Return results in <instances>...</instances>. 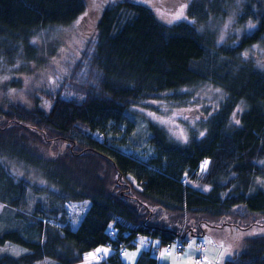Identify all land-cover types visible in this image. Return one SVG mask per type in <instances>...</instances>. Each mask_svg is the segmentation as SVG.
Here are the masks:
<instances>
[{
	"label": "trees",
	"instance_id": "trees-1",
	"mask_svg": "<svg viewBox=\"0 0 264 264\" xmlns=\"http://www.w3.org/2000/svg\"><path fill=\"white\" fill-rule=\"evenodd\" d=\"M174 1L0 0V62L19 57L15 73L29 80L1 85L25 101L0 97V203L8 212L0 248L22 250L1 254L0 264H79L100 246L113 253L91 264H124L119 244L132 249L139 239L150 242L134 264H160L161 246L178 241L180 252L191 236L205 248L206 228L244 229L264 218V0H184L191 22L172 25L148 5ZM227 9L243 33L220 41L199 29ZM85 17L88 34L55 67L27 43L74 30ZM201 84L224 98L201 111L204 126L187 127L186 141L139 110L155 111L161 98L183 102L181 91ZM10 162L40 170L53 188L17 178ZM65 200L90 203L75 229L65 225ZM223 264H264V234L242 239Z\"/></svg>",
	"mask_w": 264,
	"mask_h": 264
},
{
	"label": "rangeland",
	"instance_id": "rangeland-1",
	"mask_svg": "<svg viewBox=\"0 0 264 264\" xmlns=\"http://www.w3.org/2000/svg\"><path fill=\"white\" fill-rule=\"evenodd\" d=\"M234 1L238 2L240 0ZM173 3H171L170 5L164 4V8H161L153 3H149L148 5L152 8V12L155 15L156 19L164 25H172L179 21L191 22V19L187 17V7L185 1L175 0ZM227 11L229 13V9H227ZM229 14L230 15H227L223 18L218 15H216L214 18L211 17L215 21L210 18L211 20L209 19L206 23L201 24V28L199 29L207 28L217 31L220 34L218 36L220 41L227 38L229 34L233 33L234 35H239L243 33L245 31V27H239L237 29L233 28L231 19L232 14L231 12ZM88 20L89 18L85 17V19H83L84 23L83 21L77 22L76 28L74 30H56V32L53 33V35L50 36L49 39H46V42L41 36H39V38L32 37V39L27 41V43L33 49H44V51H42L39 55V60L43 61L49 66L55 67L54 64L56 65L57 63L62 61L67 51L74 53V49L79 48V42L89 32L86 26ZM1 42L2 41L0 40V45H2ZM4 43L7 44L6 42ZM50 48L51 52L53 50V54L46 53L47 51H49ZM15 51L17 52V56H19V52H21L22 49L18 48L15 49ZM11 60V63H9L8 61L0 62V97H4L5 100L10 101H15L16 98L20 103H23L25 101V98L23 97L22 92H19V89L14 90L10 89V87L5 89L1 88V85L3 83L8 84V82L12 79H18V81H21V84L25 85H28L29 83V80L25 79L21 70L19 71V73H15V68L20 66V58L12 57ZM29 66V68L34 71V74L39 75V71H35L33 65ZM181 93L187 95V99L183 100V102L178 101L174 103L169 102L164 98H161L160 100L153 103V106L156 108L155 111L144 108H139V110L143 112V114L150 120L155 121L159 125H161L171 137L175 138L178 141H186L187 127H191L195 129L197 133H199L203 128L204 120L206 119V116L200 114L201 111H204V109L208 106L215 108V106H217L221 101H223L224 94L220 89L210 87L205 84L182 90ZM27 105H31V103H27ZM145 149V146H142L140 147L139 151H144ZM47 150L53 151L52 149ZM47 150H45L44 153L47 154ZM60 151L63 152L61 149ZM135 153L138 155L140 154L137 150H135ZM7 166L8 168H10V170H12L11 173L16 174L15 176L17 178L23 176L26 173V177L30 179V182L32 184L53 188V186L49 185L48 180L44 178L40 170H31L25 168L23 167V165L17 162H10ZM114 177H116V175L113 174V181ZM63 205L65 208V225L70 227L71 229H75L84 217L85 213L87 212L90 203L87 200H65L63 202ZM4 213L8 212L6 211L5 206L0 203V215H3ZM253 220L254 224L251 227L244 229L233 227L231 226V223H229L228 225L224 224L223 227L216 228L211 226L206 228L205 233L202 237L203 241L205 242V248L201 252L202 255L205 257L203 258L202 264H223V261L226 258L230 257L231 255L237 253L240 250L242 239L254 235L264 234V218L253 217ZM48 223L54 227L63 226V224H59L56 220H50ZM245 224L246 223L242 225L246 226ZM196 245L197 239L189 236L187 245H185L183 250H181L180 252L178 251V249H176L174 245L161 246L155 252V256L157 258L158 263L160 264H199L197 262L198 256L197 249L195 248ZM146 248L148 247L143 242V240L139 239L134 248L126 249V251L120 255L122 261L126 264L127 261L128 264H133L138 253H140L143 249ZM110 251L111 249L109 247H97L96 249L86 253L79 264L96 263L97 261L106 258ZM21 252L22 250L20 248L11 245H6L0 248V255L10 254L12 256H17ZM39 264H48V262H43Z\"/></svg>",
	"mask_w": 264,
	"mask_h": 264
},
{
	"label": "built area",
	"instance_id": "built-area-1",
	"mask_svg": "<svg viewBox=\"0 0 264 264\" xmlns=\"http://www.w3.org/2000/svg\"><path fill=\"white\" fill-rule=\"evenodd\" d=\"M148 242H149V240H147V244H148ZM173 244L175 246H177L178 248L180 247V244L178 242H174ZM197 247L199 249V250L197 249V252L199 254H201L200 251L203 249V244L202 243H199V246H197ZM118 250H119L120 253H123V252H125L126 247L124 245H122V244H119ZM198 261L201 263V259L200 258H198Z\"/></svg>",
	"mask_w": 264,
	"mask_h": 264
},
{
	"label": "crops",
	"instance_id": "crops-1",
	"mask_svg": "<svg viewBox=\"0 0 264 264\" xmlns=\"http://www.w3.org/2000/svg\"><path fill=\"white\" fill-rule=\"evenodd\" d=\"M112 253H113V251L111 250L110 253H109L108 255H111ZM138 254H139V253H138ZM108 255H107V256H108ZM137 256H138V255H137ZM137 256H136V258H137ZM103 259H105V258H103ZM135 260H136V259H135ZM134 263H135V261H134ZM134 263H133V264H134ZM124 264H126V263H124ZM127 264H128V261H127Z\"/></svg>",
	"mask_w": 264,
	"mask_h": 264
},
{
	"label": "snow or ice",
	"instance_id": "snow-or-ice-1",
	"mask_svg": "<svg viewBox=\"0 0 264 264\" xmlns=\"http://www.w3.org/2000/svg\"><path fill=\"white\" fill-rule=\"evenodd\" d=\"M237 123H238V121H237ZM207 164V162H205V165Z\"/></svg>",
	"mask_w": 264,
	"mask_h": 264
}]
</instances>
